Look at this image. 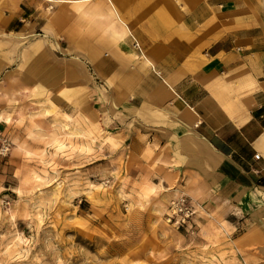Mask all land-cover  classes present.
<instances>
[{"label": "rangeland", "instance_id": "374dc122", "mask_svg": "<svg viewBox=\"0 0 264 264\" xmlns=\"http://www.w3.org/2000/svg\"><path fill=\"white\" fill-rule=\"evenodd\" d=\"M18 13L0 0V132L13 142L0 158V264H243L235 216L189 196L193 228L167 222L183 193L169 161L111 133L94 92L109 81L61 50L76 38L31 34Z\"/></svg>", "mask_w": 264, "mask_h": 264}, {"label": "crops", "instance_id": "0c3cea01", "mask_svg": "<svg viewBox=\"0 0 264 264\" xmlns=\"http://www.w3.org/2000/svg\"><path fill=\"white\" fill-rule=\"evenodd\" d=\"M15 1L12 21L76 38L61 50L109 81L94 92L111 133L168 160L177 194L235 216L239 260L264 264V0Z\"/></svg>", "mask_w": 264, "mask_h": 264}, {"label": "built area", "instance_id": "2783aa9c", "mask_svg": "<svg viewBox=\"0 0 264 264\" xmlns=\"http://www.w3.org/2000/svg\"><path fill=\"white\" fill-rule=\"evenodd\" d=\"M139 45L136 43V47ZM13 148V142L5 133L0 132V158L6 159ZM256 159H260V155H255ZM197 205L185 193H179L168 207L166 215L167 222L176 226L178 229H192L194 219L197 215Z\"/></svg>", "mask_w": 264, "mask_h": 264}]
</instances>
